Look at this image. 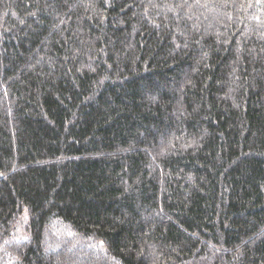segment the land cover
<instances>
[{"label": "trees", "instance_id": "16d2710c", "mask_svg": "<svg viewBox=\"0 0 264 264\" xmlns=\"http://www.w3.org/2000/svg\"><path fill=\"white\" fill-rule=\"evenodd\" d=\"M8 263L264 264V0H0Z\"/></svg>", "mask_w": 264, "mask_h": 264}, {"label": "rangeland", "instance_id": "374dc122", "mask_svg": "<svg viewBox=\"0 0 264 264\" xmlns=\"http://www.w3.org/2000/svg\"><path fill=\"white\" fill-rule=\"evenodd\" d=\"M27 218L28 215L26 210L24 209L21 211V213L19 214L18 218L15 221V230L13 233L14 237H16L15 240H22L28 236V230L26 229Z\"/></svg>", "mask_w": 264, "mask_h": 264}]
</instances>
